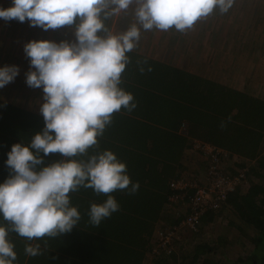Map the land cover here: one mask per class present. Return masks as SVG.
<instances>
[{"label": "trees", "instance_id": "obj_1", "mask_svg": "<svg viewBox=\"0 0 264 264\" xmlns=\"http://www.w3.org/2000/svg\"><path fill=\"white\" fill-rule=\"evenodd\" d=\"M106 23L110 28L108 21ZM126 55L129 62L120 84L129 86L134 98H144L143 105L134 108L136 115L144 120L136 121L133 149L120 145L118 150V143L98 136L97 144L90 146L85 154L70 159L86 162L89 155L102 152L97 151L100 146L106 147L126 164L130 180L139 183L138 190L131 193L128 189H116L105 194L78 186L68 194L70 205L77 207L80 213V220L71 231L32 240L9 231L8 239L17 253L14 264H146L149 252L152 256L149 264H189L194 258L197 264H224L215 254L217 248L226 246L227 238L221 233L214 242L198 237L214 219L212 211L206 212L203 224L192 231L195 243L191 250L184 252L182 240L175 237L171 252L153 251L156 230L172 228L187 213L176 214L180 208L178 202L186 200L187 195L170 187L169 182L178 177L203 179L199 177L200 170L194 167L190 171L186 167V161L193 155L200 158L196 162L206 173L207 161L201 157L198 142L211 143L227 152L222 157L226 172L234 174L236 169L245 168L247 179L251 174L257 176V181L250 182L246 191L243 192L240 185L230 193L226 203L242 225H238V229L251 232L252 243L247 254L237 256L231 264H264V98L164 62L153 63L132 50ZM13 61L21 64L18 56ZM141 66L145 69L143 72L139 70ZM5 93L2 88L0 182L10 174L5 161L11 145L28 143L44 126L42 115L8 101ZM62 158L59 153H50L44 163ZM247 161L250 164H246ZM191 193L188 190V194ZM108 195L116 199L119 209L94 226L88 216L90 205L102 203ZM174 196L175 200H170ZM9 223L0 217V224L8 227ZM37 244L38 255L25 253L26 245Z\"/></svg>", "mask_w": 264, "mask_h": 264}, {"label": "clouds", "instance_id": "obj_2", "mask_svg": "<svg viewBox=\"0 0 264 264\" xmlns=\"http://www.w3.org/2000/svg\"><path fill=\"white\" fill-rule=\"evenodd\" d=\"M232 4L233 0H12L10 7H0L5 21L27 20L42 30L69 25L75 35L72 41L32 39L23 45L29 58L25 83L42 90L44 126L28 143L12 144L7 153L10 174L0 182V217L10 223L0 224V264H14L17 257L9 231L29 240L71 231L80 213L70 205L68 194L78 186L105 194L138 190L139 183L130 180L126 164L111 150L91 154L86 162L70 157L97 144L114 112L122 106L129 111L136 107L133 95L119 85L129 62L126 54L136 47L141 29L174 27L183 32L214 9L224 13ZM132 5L136 23L113 32L106 22ZM19 72L15 64L0 66V89ZM50 153L63 158L45 164ZM118 209L116 199L108 195L102 203L90 205L89 221L98 226ZM39 251L38 244L25 246L27 255Z\"/></svg>", "mask_w": 264, "mask_h": 264}, {"label": "rangeland", "instance_id": "obj_3", "mask_svg": "<svg viewBox=\"0 0 264 264\" xmlns=\"http://www.w3.org/2000/svg\"><path fill=\"white\" fill-rule=\"evenodd\" d=\"M11 5L12 0H0V7L7 8ZM134 8L135 5H132L112 19L126 18L124 27L130 21L136 23ZM27 24V20L5 21L0 18V66L14 64V57L22 58L19 54L24 51L23 45L26 43L23 37L31 27ZM143 34L149 36L146 38L149 43L163 48L159 56L167 59L169 63L225 85L239 84L246 80L249 87L245 85V90L252 94L263 91L260 88V81L264 80V65L262 67L256 62H264V0H233L232 7L227 12L221 13L219 9H214L208 16L198 19L191 28L183 32L173 27L167 31L141 29V35ZM185 164L190 171L196 167L191 160ZM224 167L227 166L224 164ZM196 170H200V178L204 177L205 173L201 168ZM255 180L257 181V176L249 175L242 191H246L250 182ZM178 203L180 208L176 212L180 214L187 211L188 201ZM218 210L214 219L208 222L210 223L208 227L203 228V234L198 233V237L199 240L214 242L218 233H221L227 238V243L225 247L217 248L215 258L224 260V264H231L237 256L247 254L252 246L249 238L251 232L248 229L239 231L233 223L227 222L228 217L224 218L227 212L221 207ZM201 224L203 221L200 224L198 222L196 227ZM186 229L182 227L177 233V237L182 240L184 252L191 250L195 243L193 233ZM155 242L154 247H157V238ZM151 258L150 252L147 253L144 262L149 264ZM189 264H197V258L192 259Z\"/></svg>", "mask_w": 264, "mask_h": 264}, {"label": "crops", "instance_id": "obj_4", "mask_svg": "<svg viewBox=\"0 0 264 264\" xmlns=\"http://www.w3.org/2000/svg\"><path fill=\"white\" fill-rule=\"evenodd\" d=\"M123 19L124 20H122L120 18L119 20H117V19L110 18L108 20V23L110 25V29L113 32H117V30L119 32V31L125 30L129 25L132 24V22L130 21L129 24L124 27L123 24L127 20H126V18H123ZM27 26H30L29 23L27 24ZM122 27H124V28H122ZM147 36H148L147 34H143V35L140 34L141 38L137 42L136 47L132 49L133 53H136V55L145 56V57L149 58L150 61H153V63L160 61V62L170 64L172 66H175L177 68H180L176 64L169 63L167 61V59L161 58L159 56V52L161 50L163 51V48L160 49V46L157 47L156 44L149 43V41H147V39H146ZM32 39H48V40H53V41H57V42H59L60 40L72 41L75 39L74 27H72V26H61L60 28H57V29L42 30L38 26L37 27L31 26L29 28V30L25 32V35L23 37V41L27 42V41L32 40ZM19 55L22 57L21 58V64H17L19 66V69H20L19 75L15 78L14 81L8 83L4 87L6 90V93L4 95H8V101L13 102L15 104H19L21 107L25 108L26 110L33 111V112H36V113L41 115L40 105L43 102L42 90L40 88H31L25 83V73L29 70V58L25 55L24 51H22ZM256 64H259L263 67L264 62H256ZM180 69H183V68H180ZM123 76H124V74L122 73L121 77H123ZM260 82H261L260 88H262V90L264 91V80L262 79V81H260ZM246 83H248V82H246V80H244V82L239 83V84H236V83L227 84L226 83L227 84L226 86H229V87L241 90V91H246L245 88H246V86H248V85H246ZM119 86L121 88H123L125 91L130 92L129 86H125L122 84H120ZM141 88L142 87H140L139 90ZM263 91H262V93L260 92L259 94H252V93H250V94L255 95V96H263V98H264ZM246 92H248V91H246ZM143 100H144V98H134V96H133V102L135 103L136 107L140 106V105L142 106ZM135 112H136V110L134 108L131 111H129L128 109H125L122 106L120 111L114 112L112 114L111 122L108 125H106V127L103 131V134L99 135V136H101L102 139H111L112 142L118 143V146H119L118 150L121 149L120 145H124L125 148L128 146L129 148L133 149V145L135 143L134 139L136 138V134H134V131H135L136 126H137L136 121L144 120L140 116L136 115ZM113 137L118 139V141H114ZM100 149H103V150H100ZM100 149H97V151H104V150H106V147L100 146ZM199 159H200L199 157L194 158V155H193V158L192 157L189 158V160H191L192 163L195 164V166H196L195 168H198V169H200V166L197 163L198 161H200ZM246 164H250V162L247 161ZM7 170L10 171L9 168ZM221 208L225 212H227V214H224V218H226V217L229 218L227 220V222L229 221V223H233L234 227L238 229L239 228L238 225L240 226V223L237 222L238 220L236 219V217H234L232 215V213H231L232 209L229 207V205L225 202L221 205ZM218 211L214 212V213H218ZM176 214L178 215L179 213L177 212ZM202 221H203V216H201L200 219L198 220L199 224ZM186 230H188V229H186Z\"/></svg>", "mask_w": 264, "mask_h": 264}, {"label": "built area", "instance_id": "obj_5", "mask_svg": "<svg viewBox=\"0 0 264 264\" xmlns=\"http://www.w3.org/2000/svg\"><path fill=\"white\" fill-rule=\"evenodd\" d=\"M196 146L200 147L201 157L207 161L206 173L203 179L178 177L169 182L170 187L180 190L182 195H187L185 201H188V209L179 224L172 228L156 230L157 247L153 251L162 249L167 253L171 252L174 238H177V233L182 230V227L190 231L196 230L197 222L202 215L209 211H217L226 202L230 193L247 182L245 168L236 169L234 174L225 171L222 157L227 155L226 151L211 143L198 142ZM188 190L192 193L188 194ZM175 197H170V200ZM172 264L182 263L173 262Z\"/></svg>", "mask_w": 264, "mask_h": 264}]
</instances>
